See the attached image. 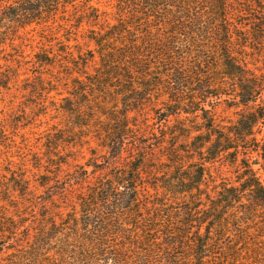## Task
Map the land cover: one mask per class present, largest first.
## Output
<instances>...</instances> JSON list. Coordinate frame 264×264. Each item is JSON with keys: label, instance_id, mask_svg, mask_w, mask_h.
<instances>
[{"label": "trees", "instance_id": "trees-1", "mask_svg": "<svg viewBox=\"0 0 264 264\" xmlns=\"http://www.w3.org/2000/svg\"><path fill=\"white\" fill-rule=\"evenodd\" d=\"M94 1L16 0L1 6L0 54L17 29L57 25L79 8L74 26L99 25L103 14ZM108 2L116 22L90 30L95 48L78 56L85 65L97 57L98 66L75 80L73 93L62 100L68 104L63 109L77 116L89 110L86 101L109 114L113 128L106 145L114 166L81 193L76 209L60 223L48 219L50 227L38 229L29 249H19L7 264H264V172L255 168L258 158L250 159L257 153L264 165V144L259 153L254 132L264 121V102L258 104L264 72L253 74L247 58L249 48L264 50V0ZM70 49L34 58L43 65L78 63ZM222 98L253 105L227 131L215 126L208 108ZM133 113L146 122H176L175 132L160 130L157 148L168 154L157 169L146 163L142 140L131 142L127 161L118 165L135 136ZM188 123L199 134L191 136ZM179 137L190 142H174ZM194 153L199 160L187 163ZM224 154L237 166L236 184L223 182L211 196L202 187L207 165ZM147 167L158 171L150 182Z\"/></svg>", "mask_w": 264, "mask_h": 264}, {"label": "rangeland", "instance_id": "rangeland-1", "mask_svg": "<svg viewBox=\"0 0 264 264\" xmlns=\"http://www.w3.org/2000/svg\"><path fill=\"white\" fill-rule=\"evenodd\" d=\"M15 1L0 0V7ZM92 5L103 14L97 26H90L86 21L79 27L74 26L77 15L80 14L79 8L77 12L69 13L68 21H57V25L61 24L62 27L56 24H33L11 33L9 38L14 40L13 47L10 45L11 40L1 45L0 264L9 263L11 257L19 253V249H29L37 230L50 227L48 219L53 218L58 223L65 219L69 212L76 209L77 198L81 193H85L88 187L109 174L114 166L106 145L107 134L113 128L109 114L101 115L97 106L87 101H83L84 105L87 104L85 107L89 108L84 115L77 116L63 109L68 104L62 99L73 93L75 80L84 79L85 74H94V68L98 66L97 57L89 59L86 65L78 60L79 54H87L95 48L88 38L89 31H99L100 28L105 30L106 21L111 24L116 22L117 11L111 2L95 0ZM100 25L103 27H99ZM65 45L71 47L69 52L78 63L67 64L60 60V64L43 65L34 58L37 54L57 57L62 54L61 50ZM247 52L251 54L247 57L248 68L253 74L260 76L264 72V50L256 52L249 48ZM70 59L72 62V58ZM111 102L112 99H108V104ZM263 102L264 95L258 104L263 105ZM208 108L211 109L215 126L227 131L237 124L242 113L252 111L253 105H234L222 98L219 103ZM130 116H135L129 122L135 136L127 142L118 165L127 161L131 142L142 140L145 145L137 142L142 144V148H146V163L157 169L160 167L157 165L167 161L165 155L168 154L157 148L162 141L159 137L160 130L171 134L175 132L176 122L171 120L162 125L151 118L146 122L142 115L135 113ZM195 122L196 126L201 124L200 120ZM262 122L254 129L255 137L261 143L259 153L263 152L264 144V121ZM188 127L194 128L191 129V136L199 134L192 123H188ZM174 142L187 144L190 140L179 137ZM165 146L168 144L165 143ZM252 146L251 144L250 147ZM223 157L225 158L207 165L202 187L211 196L215 195L223 182L236 184L237 166L231 163L233 160L226 154ZM190 158L192 159L185 161L188 163L199 160L195 153ZM237 158L236 164L240 163L242 155L238 154ZM257 158L260 165L255 168H262L260 173L263 175V160L257 153L251 152V162ZM147 168V180L150 182L158 171ZM83 170L88 171L87 177L82 176ZM262 178L264 179V175Z\"/></svg>", "mask_w": 264, "mask_h": 264}]
</instances>
